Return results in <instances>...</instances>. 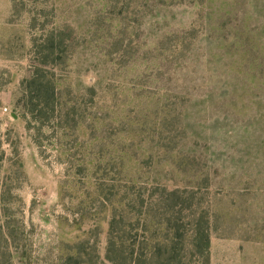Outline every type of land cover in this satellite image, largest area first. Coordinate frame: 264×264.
<instances>
[{"label": "rangeland", "instance_id": "374dc122", "mask_svg": "<svg viewBox=\"0 0 264 264\" xmlns=\"http://www.w3.org/2000/svg\"><path fill=\"white\" fill-rule=\"evenodd\" d=\"M55 27L57 108L29 124L22 81ZM0 135L16 264H59L91 230L104 258L101 158L196 191L214 264H264V0H0Z\"/></svg>", "mask_w": 264, "mask_h": 264}, {"label": "trees", "instance_id": "16d2710c", "mask_svg": "<svg viewBox=\"0 0 264 264\" xmlns=\"http://www.w3.org/2000/svg\"><path fill=\"white\" fill-rule=\"evenodd\" d=\"M66 37L64 30L55 27L43 30L36 39L37 66L21 86L24 115L29 124L54 116L57 86L48 77L46 67L62 59ZM28 113L33 116L30 120ZM2 143L0 135V149ZM0 156L3 157V152ZM103 161L92 159L89 163L93 172L103 170L95 184L99 198L93 202L94 207L100 203L110 211L104 258L100 255L99 240L92 237L91 230L89 238L75 242L60 256L59 264H211L210 214L197 201L196 191L179 186L170 188L143 174L122 176L113 165L103 166ZM120 166L124 168L123 161ZM85 202H81L83 210L88 207ZM85 215L82 213L81 217ZM12 235L5 223L0 222V264H16ZM3 246L7 250L2 251Z\"/></svg>", "mask_w": 264, "mask_h": 264}, {"label": "crops", "instance_id": "0c3cea01", "mask_svg": "<svg viewBox=\"0 0 264 264\" xmlns=\"http://www.w3.org/2000/svg\"><path fill=\"white\" fill-rule=\"evenodd\" d=\"M213 247H214V241L212 240L211 241V264H214V258L216 256V255H214Z\"/></svg>", "mask_w": 264, "mask_h": 264}]
</instances>
